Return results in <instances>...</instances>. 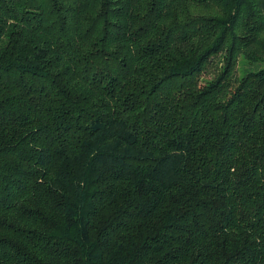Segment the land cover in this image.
<instances>
[{"label":"trees","instance_id":"obj_1","mask_svg":"<svg viewBox=\"0 0 264 264\" xmlns=\"http://www.w3.org/2000/svg\"><path fill=\"white\" fill-rule=\"evenodd\" d=\"M0 264H264V0H0Z\"/></svg>","mask_w":264,"mask_h":264},{"label":"rangeland","instance_id":"obj_2","mask_svg":"<svg viewBox=\"0 0 264 264\" xmlns=\"http://www.w3.org/2000/svg\"><path fill=\"white\" fill-rule=\"evenodd\" d=\"M217 61H218V60H216L215 63H217ZM212 70H213V67H212L211 69H209V71L207 72V75L211 74L210 71H212Z\"/></svg>","mask_w":264,"mask_h":264}]
</instances>
